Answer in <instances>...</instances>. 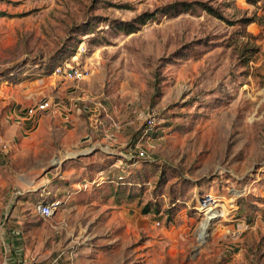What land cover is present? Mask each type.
<instances>
[{
  "label": "rangeland",
  "instance_id": "obj_1",
  "mask_svg": "<svg viewBox=\"0 0 264 264\" xmlns=\"http://www.w3.org/2000/svg\"><path fill=\"white\" fill-rule=\"evenodd\" d=\"M0 13V264H264V0ZM138 151L146 176L130 179ZM121 174L148 189L107 198ZM56 191L71 197L45 220Z\"/></svg>",
  "mask_w": 264,
  "mask_h": 264
},
{
  "label": "trees",
  "instance_id": "obj_2",
  "mask_svg": "<svg viewBox=\"0 0 264 264\" xmlns=\"http://www.w3.org/2000/svg\"><path fill=\"white\" fill-rule=\"evenodd\" d=\"M246 1L248 3H251V4H256L260 0H246ZM182 6H184L183 10H186V11L189 10V5L187 3H183ZM204 9L208 13L212 14L215 17H218L220 19H223L224 18L221 13H219L215 8H213L211 6L205 5L204 6ZM140 19L142 20L141 22H143V23L146 21V18H144L142 16L140 17ZM121 28H124L127 31L128 34L129 33L136 32L138 30V27L133 26V25L131 27H129V28H126V27H121ZM51 71H53V67L51 68ZM146 130H148V133H150V131L152 129L151 128L149 129L148 128V125H147ZM123 159L127 163L130 164V168H129V171H130L129 172L130 173V176L129 177H130V179H132L133 176H137V177H144V176H146V172H144V170H141L140 169L141 168L140 165L141 164H144V162H146L145 161L146 160L145 157H136V158H133V159H128V157L125 156V157H123ZM139 163H141V164L138 165ZM134 164H136L137 167H135L136 165H134ZM144 166H145V164H144ZM108 167H110V165ZM115 170H118V169H115ZM120 177H122L123 180L121 179L122 181H117ZM129 177H127L126 174H121L115 180H113V181L112 180H109L107 182V184L112 183V184L117 185L116 188L113 191H110L109 192V195H113L115 198H117L118 199V202H121L119 199L122 198L123 196H125L126 202L129 203L133 199V197H134L133 194L136 192L135 191L136 185L139 186V188L137 190L148 189V186L146 184L138 185L137 183H134L133 180H131L132 183L127 182L126 179H128ZM128 185H131V186H128ZM103 191H106V190H102V192ZM45 201H48L47 198H45ZM150 207H151V203H149L145 207L144 211L145 212H148V210H149ZM152 210H154V207H153ZM152 210H150V211H152Z\"/></svg>",
  "mask_w": 264,
  "mask_h": 264
},
{
  "label": "built area",
  "instance_id": "obj_3",
  "mask_svg": "<svg viewBox=\"0 0 264 264\" xmlns=\"http://www.w3.org/2000/svg\"><path fill=\"white\" fill-rule=\"evenodd\" d=\"M62 73L61 68H58L55 70L54 74L55 75H60ZM70 76L72 77H80L82 76V73L78 71L77 69L71 70L69 72ZM49 107V103L47 101L40 103L36 108H30L29 113L33 114L37 110H45ZM155 123L154 120H150L148 123V128H152L153 124ZM145 152L144 151H138V156L139 157H144ZM211 196H209L210 198ZM208 199V197L205 198V200ZM63 204V199L62 198H55L51 201H45L42 200L37 204L36 211L38 214L45 218H51L54 213L58 210V208ZM159 224V222H158ZM20 264H27L24 259H21L19 261Z\"/></svg>",
  "mask_w": 264,
  "mask_h": 264
},
{
  "label": "crops",
  "instance_id": "obj_4",
  "mask_svg": "<svg viewBox=\"0 0 264 264\" xmlns=\"http://www.w3.org/2000/svg\"><path fill=\"white\" fill-rule=\"evenodd\" d=\"M107 163V162H106ZM92 166V167H91ZM90 166V168H98L99 167V165L97 164V165H91ZM92 172V171H91ZM24 184L26 185V186H28L27 188H26V191H29V190H33V189H29V188H31L32 187V185H33V183H32V181H30V180H24ZM30 186V187H29ZM102 192V191H101ZM97 193H98V191H97ZM48 194V193H47ZM55 194L56 195H54L52 198H51V196H48V195H43V198H51L49 201H51V200H53V199H55V198H57L58 197V194H57V191L55 192ZM102 195V194H101ZM64 197V199H63V204L58 208V210L54 213V217L57 215V214H59V212H60V209L62 208V207H64L66 204H68L67 202H68V199H70V195L68 196V198L66 199V195H64L63 196ZM111 198V197H114L113 195H107V198ZM47 199V200H48ZM24 201V200H23ZM67 206V205H66ZM68 209H69V207H65V208H63V210L65 211V210H67V212H68ZM40 215V214H39ZM41 216V215H40ZM52 216V217H53ZM43 219H49V218H45V217H43V216H41ZM58 260V258H56L54 261L56 262ZM54 264V263H53Z\"/></svg>",
  "mask_w": 264,
  "mask_h": 264
}]
</instances>
